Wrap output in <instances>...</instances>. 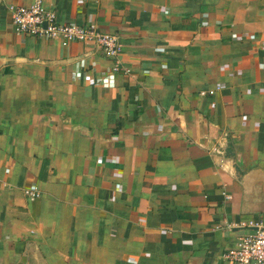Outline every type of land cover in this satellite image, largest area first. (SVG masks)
Instances as JSON below:
<instances>
[{
	"label": "crops",
	"instance_id": "1",
	"mask_svg": "<svg viewBox=\"0 0 264 264\" xmlns=\"http://www.w3.org/2000/svg\"><path fill=\"white\" fill-rule=\"evenodd\" d=\"M38 1L118 37L113 87L94 44L15 33L9 6ZM247 222L264 227V0H0V264H231Z\"/></svg>",
	"mask_w": 264,
	"mask_h": 264
},
{
	"label": "built area",
	"instance_id": "2",
	"mask_svg": "<svg viewBox=\"0 0 264 264\" xmlns=\"http://www.w3.org/2000/svg\"><path fill=\"white\" fill-rule=\"evenodd\" d=\"M11 23L16 34L29 38H47L57 41L61 47L73 43L90 42L95 45L97 54L110 63L109 72L102 79H94V83L103 88L114 85V76L121 71L119 55L121 45L114 34L101 31L95 25H64L56 22L54 12L43 7L40 1L32 7L9 6ZM44 24H46L44 26ZM90 70L84 68L87 75ZM30 198L37 193L26 192ZM234 243L225 250L223 260L231 264H264V227L253 222L242 223Z\"/></svg>",
	"mask_w": 264,
	"mask_h": 264
},
{
	"label": "water",
	"instance_id": "3",
	"mask_svg": "<svg viewBox=\"0 0 264 264\" xmlns=\"http://www.w3.org/2000/svg\"><path fill=\"white\" fill-rule=\"evenodd\" d=\"M46 24H44V26H45Z\"/></svg>",
	"mask_w": 264,
	"mask_h": 264
}]
</instances>
